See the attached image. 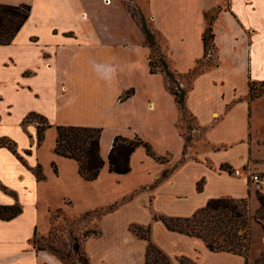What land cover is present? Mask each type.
<instances>
[{"label":"crops","instance_id":"1","mask_svg":"<svg viewBox=\"0 0 264 264\" xmlns=\"http://www.w3.org/2000/svg\"><path fill=\"white\" fill-rule=\"evenodd\" d=\"M97 1L41 0L15 41L0 46V140L13 142L18 154L0 146V205L22 208L13 220L0 219V264H65L34 249L35 233L47 236L57 212L76 217L113 206L98 222L100 235L82 243L91 264H146L148 243L132 226L150 227L151 241L173 264H245L243 256L211 252L155 217L191 218L212 199L254 196L250 177L234 171L264 163L255 156L264 148V95L249 97L251 81L264 83V0H131L177 76L211 57L203 35L214 16L215 65L192 79L186 98L202 149L188 148L185 117L167 76L150 72V48L124 0L103 10ZM24 99L34 107L15 114ZM31 113L51 125L41 146L37 124L26 122ZM60 126L103 130L105 167L95 181L55 153ZM116 137L141 139L166 160L140 146L127 175L111 173Z\"/></svg>","mask_w":264,"mask_h":264},{"label":"trees","instance_id":"2","mask_svg":"<svg viewBox=\"0 0 264 264\" xmlns=\"http://www.w3.org/2000/svg\"><path fill=\"white\" fill-rule=\"evenodd\" d=\"M31 11L32 7L28 4L9 5L0 3V46H9L15 41L18 34L29 20ZM131 13L132 16L137 19V16L132 10ZM213 20L214 16L203 35L205 57H208L212 52L216 51ZM137 21L145 35V44L150 48V55L148 58L150 72L152 74L162 73L167 76L170 91L175 97L179 109L184 117H191L187 112L186 98L192 87V83L191 87L187 89L181 86L178 80L181 76H177L171 71L167 57L158 44L156 35L147 26L144 17L140 16V19H137ZM200 64L201 62H199L195 69L188 74L192 79L207 70L205 68L200 69ZM209 68L210 67H208V69ZM258 85L264 88V83L258 84L252 81L250 82L249 97L252 101L264 95V90L258 91L257 93L255 92ZM30 121H34L37 124V141L38 146H41L45 141V132L47 129L51 128V125L45 117L35 113L29 114L26 118V122ZM57 131L58 136L55 153L62 157L77 161L79 164L80 176L86 181H95L105 167V161L101 157V136L103 130L100 128L60 126L57 128ZM0 146H6L14 154L18 155L13 142L3 139L0 140ZM140 146H143L148 155L154 157L157 161L164 162L166 160L165 158L157 157L152 147L141 139L136 138L135 140H129L123 137H116L108 157L109 171L116 175H127L131 171V156ZM27 153L29 154L30 152ZM20 159L22 160V158ZM36 175L38 180L44 178L40 166H38L36 170ZM202 186L203 183L198 184L199 191H202ZM256 198L260 205V209L256 216H252L251 214L249 199L236 200L231 198H218L210 200L206 207L198 210L191 218L183 219L156 216L155 220L163 222L170 231L179 232L203 240L211 252H229L243 256L245 264H248L250 224L252 219L258 222L264 219V189L259 188L256 191ZM129 199L130 198L126 200ZM113 208L114 206L109 209L84 214V217L94 216L97 221L91 222L87 227H84L83 230H77L79 231L77 236L73 233L74 230L73 226H71L72 222L70 219L77 218L78 216L67 217L62 214L63 217H65L64 219L67 223L73 243L70 253L67 255H64V253L57 250L54 246H51L52 243L48 245L40 244L45 241V239L56 236L54 223L53 228L47 236L35 233L32 239V245L37 252L48 251L65 264H68L67 258L73 260V257L76 258H74L71 264H91L87 254L82 248V243L88 238L100 235L98 222L105 213L111 211ZM21 212L22 208L17 204L13 206L0 205V219L4 221L13 220L21 214ZM59 213L60 212H57V214ZM131 231L138 238L148 243L146 264H173L169 257L151 241L150 227L143 228L132 226ZM180 261L181 264H194L185 258H182ZM257 263L264 264V253L261 256V261Z\"/></svg>","mask_w":264,"mask_h":264},{"label":"rangeland","instance_id":"3","mask_svg":"<svg viewBox=\"0 0 264 264\" xmlns=\"http://www.w3.org/2000/svg\"><path fill=\"white\" fill-rule=\"evenodd\" d=\"M104 1H105L106 5L102 6L103 7L102 8L101 4H102V2L104 4ZM104 1H102V0L97 1L98 7H100L99 8L100 10L107 9L108 8L107 5H111V4L115 5L118 2V0H104ZM124 2H125V5L130 10H132V12L137 16L138 20L140 19V16H143L146 23H147V26L149 27V23H148V20L146 18V14H144L142 11H139V8H136L135 5L131 3V0H124ZM0 3H7L9 5H12V4L17 5V4L26 3L32 7V13L34 11L36 14L41 8V0H0ZM111 7L113 8L114 6H111ZM111 10H113V9H111ZM151 31H152V29H151ZM152 32L156 35V33L154 31H152ZM158 39L159 38L156 35V40L159 44ZM160 47H161V45H160ZM213 65H215V52H212L209 60L201 61L199 68L200 69H204V68L208 69V67H211ZM180 81L184 85L183 88L187 89V88L191 87L192 78L190 77V75L181 76ZM263 90H264V88H262V87H260V85H258L255 92L257 93L258 91H263ZM24 103H25L24 105L16 106L14 108L15 114H18V112H22L23 110L30 109V108L34 107V105H35L34 103H31L29 100H25V99H24ZM263 107H264V105H263ZM261 113L262 114L264 113V108H262V107H261ZM256 121L257 120H255V122ZM256 126H257V124H256ZM190 127L192 128V130L190 129ZM182 129H183V133H184L185 137L188 140V148H192L193 146H196L198 149H202L205 146L206 142L204 141L203 133H201V134L198 133L199 128L197 127L195 121L191 117H185L184 118V124L182 126ZM194 133L197 134V137H193ZM255 156L258 159H262L264 161V148L259 149V152H256ZM245 172L247 175L252 173V174H261V176H262L263 184L260 187L258 185H255L254 183H252V180L250 178V185L254 188L255 194L249 200V204H250V210H251L252 216H256L258 213V210L260 209L259 202L256 198V191L259 188L264 189V163H262L259 166L250 165L247 167ZM64 218L65 217H63V215L61 213H59V214L55 213L54 214L53 223L55 225L54 229H55V235L56 236H53V237L55 239L53 237H50V239H45V241L41 242L40 244L41 245H48V244L52 243L51 246H54L57 250L64 253V255H67L68 253H70V250H71L73 243H72V237L69 233L67 223H66ZM70 220L72 222L71 226H73V230H74L73 233L75 236H77L79 233V231H77V230H80V229L83 230V228L87 227L91 222L97 221L94 216L84 217L83 215H80L77 218H73ZM248 253H249L248 254V264H258L257 262L261 261V256L264 253V219L261 220L260 222H258L255 219H252V221H251V224H250V251ZM74 258H76V257H73V260L67 258V263L71 264L74 261Z\"/></svg>","mask_w":264,"mask_h":264},{"label":"built area","instance_id":"4","mask_svg":"<svg viewBox=\"0 0 264 264\" xmlns=\"http://www.w3.org/2000/svg\"><path fill=\"white\" fill-rule=\"evenodd\" d=\"M243 172L246 174V172L244 170H235L234 174L235 175H241ZM248 176L251 178L252 183H254L255 185L261 186L263 184V180H262L261 174H252V173H250Z\"/></svg>","mask_w":264,"mask_h":264}]
</instances>
